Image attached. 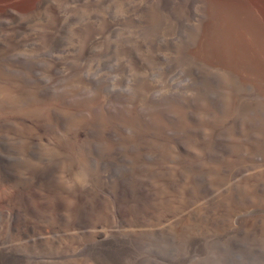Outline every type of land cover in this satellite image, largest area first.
<instances>
[{
	"label": "rangeland",
	"instance_id": "374dc122",
	"mask_svg": "<svg viewBox=\"0 0 264 264\" xmlns=\"http://www.w3.org/2000/svg\"><path fill=\"white\" fill-rule=\"evenodd\" d=\"M41 1L28 19L12 9L11 17L0 21V165L6 163L21 177L69 162L71 156L91 155L106 208L92 219L97 228L79 230L80 203L67 219H59L55 197L43 202L35 194L47 197V192L37 188L27 195L36 215L31 217L34 232L20 235L12 220L23 189L18 180L0 176L3 250L17 264H100L93 256L94 233L100 231L110 264H264V90L190 56L201 1ZM60 174L75 189L83 181L70 168ZM126 176L136 178L133 188L142 181L153 195L148 215L142 209L125 218L114 213L111 192L104 187L118 190Z\"/></svg>",
	"mask_w": 264,
	"mask_h": 264
},
{
	"label": "bare ground",
	"instance_id": "6f19581e",
	"mask_svg": "<svg viewBox=\"0 0 264 264\" xmlns=\"http://www.w3.org/2000/svg\"><path fill=\"white\" fill-rule=\"evenodd\" d=\"M55 1V0H54ZM53 1V2H54ZM75 1V0H74ZM99 1V0H97ZM113 1V0H111ZM146 1V0H145ZM169 3L170 0H159V2L163 3ZM175 1V0H174ZM185 1V0H184ZM197 1V0H196ZM201 4L203 5V13L201 15V21L199 23V28L196 33V38L194 41V46L192 47V51L190 53V56H192L194 59L198 61V63H203L205 66H211L215 68H218L219 70L225 71L233 76L234 79H237L244 85H248L250 87L256 88H262L264 90V0H200ZM51 2V1H50ZM56 2V1H55ZM86 2V1H85ZM104 2V1H103ZM116 2V1H115ZM143 2V1H141ZM147 2V1H146ZM156 2H158L156 0ZM178 2V1H177ZM76 3V1H75ZM89 3V2H88ZM95 3V2H94ZM98 3V2H97ZM182 3V2H181ZM200 3V2H198ZM42 4L41 0H0V21L4 20L6 18L11 17L12 9L18 10V13H24L22 16H34L36 15V12H34L36 9L38 10ZM51 4V3H50ZM54 4V3H53ZM58 4V2H57ZM60 4V3H59ZM79 4V3H78ZM143 4V3H142ZM154 4V3H153ZM159 4V3H158ZM176 5V2L174 3ZM179 4V3H178ZM177 4V5H178ZM86 5V3H85ZM107 5V4H106ZM172 5V3L170 4ZM184 5V4H183ZM82 6V5H81ZM131 6V5H130ZM161 6V5H160ZM166 6V5H165ZM200 6V4H199ZM48 7V6H47ZM50 7V6H49ZM75 7V6H74ZM172 7V6H171ZM59 8V6H58ZM61 8V7H60ZM87 8V7H86ZM46 9V7H45ZM51 9V8H49ZM56 9V8H55ZM54 9V10H55ZM84 9V8H83ZM101 9V8H100ZM155 9V8H153ZM173 9V8H172ZM202 9V8H200ZM48 10V9H47ZM61 10V9H60ZM67 10V9H65ZM97 10V9H96ZM117 10V9H116ZM39 11V10H38ZM53 11V10H52ZM57 11V10H56ZM87 11V10H85ZM101 11V10H100ZM17 13V11H14ZM34 12V13H33ZM61 12V11H60ZM65 12V11H63ZM134 12V11H133ZM157 12V11H156ZM18 13L16 15H18ZM19 13V14H20ZM40 13V12H39ZM83 13V12H82ZM102 13V12H101ZM116 13V11H115ZM175 13V12H174ZM28 14V15H26ZM56 14V13H55ZM89 14V13H88ZM131 14V12H130ZM21 15V14H20ZM64 15V14H62ZM75 15V14H74ZM86 15V14H85ZM191 15V14H190ZM40 17V15H38ZM52 16V15H51ZM61 16V15H59ZM76 16V15H75ZM113 16V15H112ZM13 17V16H12ZM20 17V16H18ZM64 17V16H63ZM78 17V16H77ZM104 17V16H102ZM116 17V16H115ZM129 17V16H128ZM142 17V16H141ZM169 17V16H168ZM25 18V17H24ZM38 18V17H37ZM66 18V17H65ZM117 18V17H116ZM199 18V17H198ZM18 19V18H17ZM26 19V18H25ZM24 19V20H25ZM28 19V17H27ZM43 19V18H42ZM92 19V18H91ZM105 19V18H104ZM133 19V18H132ZM131 19V20H132ZM23 20V19H22ZM17 21V20H16ZM19 21V20H18ZM21 21V19H20ZM58 21V20H57ZM71 21V20H70ZM92 21V20H91ZM115 21V20H114ZM127 21V20H125ZM133 21V20H132ZM5 22V21H4ZM8 22V21H7ZM12 22V21H11ZM38 22V21H37ZM83 22V21H82ZM121 22V21H120ZM198 22V21H197ZM2 23V22H1ZM30 23V22H29ZM93 23V22H92ZM189 23V22H188ZM15 24V23H14ZM86 24V23H85ZM3 25V24H2ZM22 25V23H21ZM24 25V24H23ZM26 25V24H25ZM194 25V24H193ZM192 25V26H193ZM18 26V25H17ZM77 26V25H76ZM8 26L7 28H9ZM31 27V26H30ZM72 27V26H71ZM198 27V26H197ZM25 28V27H24ZM69 28V27H68ZM87 28V27H86ZM196 28V27H195ZM1 29V28H0ZM3 29V28H2ZM18 29V28H15ZM64 29V28H63ZM74 29V28H73ZM79 29V28H78ZM34 30V29H32ZM193 30V29H192ZM21 32V31H20ZM191 31H189L190 33ZM3 33V32H2ZM1 34V31H0ZM3 35V34H2ZM21 35V34H20ZM26 35V34H25ZM32 35V34H31ZM29 36V34H28ZM38 36V35H37ZM78 37V36H77ZM191 37V36H190ZM49 42V41H48ZM58 42V40H57ZM56 42V44H57ZM174 42V41H173ZM159 43V42H158ZM48 44V43H47ZM191 44V43H190ZM173 45V44H172ZM192 45V44H191ZM56 46V45H55ZM174 47V46H173ZM24 48V47H23ZM29 48V47H28ZM176 48V46H175ZM49 51V50H48ZM126 55V54H125ZM108 63V62H107ZM194 63V62H193ZM202 64V65H203ZM206 70V69H205ZM213 70V71H214ZM222 73V72H221ZM242 85V84H241ZM250 89V88H247ZM261 91V90H260ZM241 93V92H240ZM243 93V92H242ZM264 93V92H263ZM248 94V93H247ZM246 95V94H245ZM257 96V95H256ZM261 96V95H259ZM263 97V96H262ZM264 98V97H263ZM260 99V98H259ZM114 108V107H113ZM54 114V113H53ZM58 116V115H57ZM57 120V119H56ZM55 124V123H54ZM64 127V126H63ZM57 128V127H56ZM58 131V130H57ZM59 132V131H58ZM58 134V133H57ZM14 136V135H13ZM110 136V135H109ZM3 137V136H2ZM38 137V136H37ZM40 137V136H39ZM42 137V136H41ZM54 137V136H53ZM32 138V137H31ZM112 138V137H111ZM18 139V138H17ZM42 140V139H41ZM43 141V140H42ZM24 142V141H23ZM34 142V141H33ZM32 144V143H31ZM23 145V144H22ZM33 146V145H32ZM41 148V147H40ZM25 149V148H24ZM23 149V151H24ZM135 149V148H134ZM16 150V149H15ZM32 150V148H31ZM35 150V149H34ZM120 150V149H119ZM42 151V150H41ZM55 151V150H54ZM57 151V150H56ZM101 151V150H100ZM31 152V151H30ZM34 152V151H33ZM43 152V151H42ZM46 152V151H44ZM43 154H46L44 153ZM39 153V152H38ZM59 153V152H58ZM31 154V153H30ZM56 154V153H55ZM89 154V153H88ZM120 154V153H119ZM34 155V154H33ZM62 155V154H61ZM72 155V154H71ZM107 155V154H106ZM111 155V153H110ZM121 155V154H120ZM35 156V155H34ZM76 156V155H75ZM37 157H43V156H37ZM52 157V156H51ZM60 157V156H59ZM125 157V156H124ZM170 157V156H169ZM32 158V157H31ZM66 158V157H64ZM101 158V157H100ZM141 158V157H140ZM171 158V157H170ZM27 159V158H26ZM37 159V158H36ZM44 159V157L42 158ZM45 160V159H44ZM95 160L97 162V159H94L91 155H88L85 158L81 157H68L67 161L69 162H59L56 165L39 169L35 174L31 175H24L21 177L17 175L15 170L11 169L6 163L3 165H0V176H5L10 179L18 180L21 184V188L23 189V194L18 198L19 199V206L14 211V219L12 222V228L16 233H19L20 235H27L29 234L33 229L31 227V222L33 221V218L36 216L35 212L30 206L27 204L28 194L34 193L37 191V188H41L42 190L47 192V197L42 195H37L43 202H46V199L49 196H54L55 202L54 206L56 208V211L58 210V215L60 216L59 219H67L66 217L70 216V211L74 207V204H76V201L80 203L81 205V212H80V220L78 223H75L77 228H80L79 230L83 229L86 230L88 228H97L96 226H93L92 224L95 222L94 217L102 212L106 205L103 201V196H101L99 193H97V190L101 188L100 183H97L98 175L95 172ZM101 160V159H100ZM15 161V160H14ZM25 161V160H24ZM43 161V160H42ZM66 161V160H65ZM105 162L108 163V160L105 159ZM123 162V161H122ZM3 163V162H2ZM13 163V162H12ZM24 163V162H23ZM26 163V162H25ZM32 163V162H31ZM51 163V162H50ZM130 163V162H129ZM52 164V163H51ZM50 164V165H51ZM64 164H67L64 166ZM19 165V164H18ZM25 165V164H24ZM206 165V164H205ZM42 166V165H41ZM46 166V165H44ZM144 166V165H143ZM155 166V165H153ZM15 167V166H14ZM70 168V170H73V173L76 174V177L79 180H83L80 184H78L77 189L74 187V182L70 181L67 177H63V175L60 174V171L63 169ZM199 167V166H198ZM28 168V167H27ZM30 168V167H29ZM108 168V167H107ZM131 168V167H130ZM143 168V167H142ZM172 168V167H171ZM16 169V168H15ZM35 169V168H34ZM36 169L37 166H36ZM35 169V170H36ZM122 169V168H121ZM169 169V168H168ZM202 169V168H201ZM204 169V167H203ZM225 169V168H224ZM250 169V168H249ZM17 170V169H16ZM150 170V168L148 169ZM29 171V170H28ZM31 171V170H30ZM123 171V170H122ZM128 171V169H127ZM131 171V170H130ZM129 171V173H130ZM158 171V170H157ZM169 170H167L168 172ZM172 171V170H171ZM175 171V170H173ZM222 171V170H221ZM226 171V170H224ZM229 171V170H227ZM226 171V172H227ZM19 172V171H18ZM34 172V171H33ZM65 172V171H64ZM165 172V171H163ZM239 172V171H238ZM123 173V172H122ZM141 173V172H140ZM176 174V172H173ZM203 173V172H202ZM205 173V172H204ZM204 173L201 175L199 174V178L203 181L204 179ZM208 173V172H207ZM236 173V171H235ZM242 173V171H241ZM240 173V174H241ZM22 174V173H21ZM24 174V173H23ZM127 174V172H126ZM136 174V173H135ZM157 173L155 172V175ZM160 174V173H159ZM162 174V173H161ZM167 174V173H166ZM164 174V175H166ZM174 174V176H175ZM134 175V174H133ZM163 175V174H162ZM163 175V176H164ZM198 175V174H197ZM201 175V176H200ZM254 175V174H253ZM132 177V175H130ZM140 176V175H139ZM159 176V175H158ZM121 177V176H120ZM131 177L126 176L122 177L118 181L119 188L118 190H112V187L109 185H105V189H107V192H111V196L113 198V209L114 213L121 218L128 217V215H131L135 211H140L142 209V212H145L147 215L150 212L152 201H153V195L146 192L143 182L137 180L139 183L136 188H133L132 186L134 183L136 184V178L135 180L131 179ZM135 177V176H134ZM137 177V176H136ZM150 177V176H149ZM153 177V176H152ZM183 177V175H182ZM181 177V178H182ZM164 178V177H163ZM167 178V177H166ZM171 177L169 176V179ZM173 178V177H172ZM233 178V177H232ZM236 178V177H235ZM259 178V177H257ZM9 179V180H10ZM110 179V178H109ZM143 179V178H142ZM141 179V180H142ZM188 179V178H187ZM198 179V178H197ZM231 179V178H230ZM4 180V179H3ZM117 180V179H116ZM146 180V179H143ZM148 180H151L150 178ZM156 180V179H155ZM180 179H178L179 181ZM183 180V179H182ZM2 181V180H1ZM152 181V180H151ZM203 181V182H204ZM263 181V180H262ZM9 182V181H8ZM80 182V181H79ZM110 182V181H109ZM133 182V184H132ZM146 182V181H145ZM158 182V181H157ZM156 182V184H158ZM182 182V181H181ZM14 183V180H13ZM16 183V182H15ZM115 183V182H114ZM183 183V182H182ZM200 183V182H199ZM206 183V182H205ZM160 184V183H159ZM158 184V186H159ZM219 184V183H218ZM217 184V185H218ZM230 184V183H229ZM155 185V184H153ZM185 185V184H184ZM227 185V184H226ZM262 183H259L257 188L262 186ZM73 187L74 191L73 193H70L68 190L70 187ZM103 186V185H102ZM117 186V185H116ZM164 186V185H163ZM228 186V185H227ZM153 187V186H152ZM155 187V186H154ZM174 190L177 189L175 186ZM181 187V185H180ZM158 188V187H157ZM185 188V187H182ZM187 188V186H186ZM201 188V187H200ZM162 189V188H161ZM189 189V188H188ZM191 189V187H190ZM189 189V190H190ZM203 189V188H202ZM232 189V188H231ZM263 189V188H261ZM102 190V189H101ZM100 190V191H101ZM179 190V188H178ZM182 190V189H181ZM233 190V189H232ZM22 191V190H21ZM67 191V192H65ZM95 194L92 196V194ZM154 191V190H153ZM167 191V190H166ZM184 191V189H183ZM192 192V190H190ZM206 193H208L210 196L214 197L215 192L210 188L206 187L204 189ZM217 191V190H216ZM222 191V190H221ZM240 191V190H239ZM245 191V190H243ZM264 191V190H263ZM64 192V193H63ZM105 192V191H103ZM162 192V190H161ZM164 192V190H163ZM162 192V193H163ZM168 192V191H167ZM177 192V190H176ZM220 192V191H219ZM246 192V191H245ZM249 192V191H248ZM154 193V192H153ZM156 193V192H155ZM165 193V192H164ZM170 193V192H168ZM183 193V192H182ZM205 193V194H206ZM218 193V192H217ZM216 193V194H217ZM243 193V192H242ZM241 193V194H242ZM254 193V192H253ZM158 194V193H157ZM161 194V193H160ZM158 194V195H160ZM173 194V192H172ZM171 194V195H172ZM176 194V193H175ZM244 194V193H243ZM28 195V196H27ZM59 195V196H58ZM61 195V196H60ZM104 195V194H103ZM107 196L108 194L105 193ZM165 196V194H163ZM167 195V194H166ZM178 195V193H177ZM236 198L239 197L238 191L234 194ZM244 195H247L246 193ZM249 195V194H248ZM161 194V197H164ZM174 196V194H173ZM184 196V195H182ZM232 196V195H231ZM109 197V196H107ZM171 197V196H170ZM190 197V196H189ZM188 197V198H189ZM157 198V197H156ZM177 198V197H176ZM219 198V197H218ZM107 200V198H105ZM162 199V198H161ZM180 199V198H179ZM216 199V198H215ZM231 199V198H230ZM48 200V199H47ZM105 200V201H106ZM160 199L156 200L157 203ZM163 200V199H162ZM166 200V199H165ZM177 200V199H176ZM187 200V199H186ZM168 201V200H166ZM172 201V200H171ZM170 201V202H171ZM183 203V200H181ZM181 201H179L181 203ZM192 201V200H191ZM204 201V200H203ZM240 201V200H239ZM238 201V202H239ZM155 202V201H154ZM168 202V203H170ZM175 202V200H174ZM185 202V201H184ZM190 202V201H189ZM195 202V201H193ZM192 202V203H193ZM236 201V203H238ZM244 202V201H243ZM42 203V202H41ZM51 203V202H50ZM153 203V204H157ZM160 203V202H159ZM168 203L166 206H168ZM173 203V201H172ZM210 203V202H209ZM224 203V202H223ZM258 204V202H255ZM44 204V203H42ZM49 204V203H48ZM161 204V203H160ZM163 204V203H162ZM191 204V203H190ZM199 204V202H198ZM197 204V205H198ZM213 204V202H212ZM250 204V203H249ZM52 205V204H51ZM111 205V204H110ZM109 205V206H110ZM164 205V204H163ZM176 205V204H175ZM183 206V204H181ZM200 205V204H199ZM224 205V204H223ZM228 205V203H227ZM226 205V206H227ZM245 205V204H244ZM49 206V205H48ZM108 206V205H107ZM157 205L154 206V209ZM161 206V205H160ZM165 206V207H166ZM178 206V205H176ZM252 207V205H250ZM112 207V206H111ZM153 207V206H152ZM159 207V206H157ZM163 207V206H162ZM179 207V206H178ZM194 207V206H193ZM192 207V208H193ZM237 207V206H236ZM108 208V207H107ZM201 208V206H200ZM222 208V207H220ZM244 208V207H243ZM255 208V207H254ZM264 208V207H263ZM157 209V208H156ZM175 210V207H173ZM180 209V208H179ZM235 209V208H233ZM163 210V209H162ZM172 210V209H171ZM173 210V212H174ZM189 210V209H188ZM187 210V211H188ZM108 212L107 210H105ZM159 211V209H158ZM166 211H170L166 208ZM178 211V210H177ZM186 211V212H187ZM200 211V210H199ZM202 211V210H201ZM211 211V210H210ZM238 211V210H237ZM246 211V210H245ZM249 211V210H248ZM263 211V210H262ZM1 212V211H0ZM111 213V211H109ZM153 212V211H152ZM163 212V211H162ZM179 212V211H178ZM205 212V211H204ZM239 212V211H238ZM259 212V211H258ZM72 213V212H71ZM104 213V212H103ZM113 213V215H114ZM155 213V212H154ZM167 213V212H166ZM172 213V212H170ZM184 213V212H183ZM195 214V212H193ZM242 213V212H241ZM248 213V212H247ZM144 214V213H142ZM158 214V213H157ZM109 215V216H113ZM136 215H138L136 213ZM156 215V214H155ZM181 215V214H180ZM249 215V214H248ZM256 215V214H255ZM41 216V215H40ZM57 216V214H56ZM143 216V215H141ZM150 216H153L150 215ZM186 216V215H185ZM193 216V215H192ZM202 216V215H201ZM245 216V215H244ZM8 217V216H7ZM101 217V216H100ZM130 217V216H129ZM149 217V216H148ZM155 217V216H154ZM184 217V216H183ZM248 217V216H247ZM263 217V216H262ZM35 218V217H34ZM42 218V217H41ZM58 218V217H57ZM71 218V217H70ZM69 218V219H70ZM97 218V216L95 217ZM111 218V217H110ZM119 218V217H118ZM131 218V217H130ZM135 218V217H134ZM180 218V217H179ZM189 218V219H188ZM192 217H186L187 223L190 222ZM195 218V217H194ZM242 218V217H241ZM253 218V217H252ZM32 219V220H31ZM43 219V218H42ZM46 219V218H45ZM103 219V218H102ZM106 219V217L104 218ZM120 219V218H119ZM133 219V215L132 218ZM140 221V217H137ZM203 219V218H202ZM245 219V218H244ZM70 219L69 221H71ZM110 220V219H109ZM108 220V221H109ZM114 220V219H113ZM129 220V219H127ZM146 221L148 219H145ZM256 220V219H255ZM50 221V219H49ZM66 221V220H65ZM132 221V220H131ZM145 221V222H146ZM153 221V220H152ZM220 221V220H219ZM222 221V220H221ZM261 221V220H260ZM5 222V221H3ZM43 222V221H42ZM47 222V221H46ZM61 222V220H60ZM59 222V223H60ZM93 222V223H92ZM97 222V221H96ZM102 222V221H100ZM107 222V221H104ZM103 222V223H104ZM125 222V221H124ZM130 222V221H129ZM53 223H55L53 221ZM68 223V222H67ZM71 223V222H70ZM113 223V222H112ZM128 223V222H127ZM134 223V222H133ZM138 223V222H137ZM141 223V222H140ZM143 223V222H142ZM149 223V222H148ZM198 223V222H197ZM237 223V222H236ZM4 224V223H3ZM69 224V223H68ZM72 224V223H71ZM95 224V223H94ZM98 224V223H96ZM136 224V223H135ZM207 224V223H206ZM54 225V224H53ZM60 225V224H59ZM59 225H57L59 227ZM100 225V223H99ZM122 225V223H121ZM120 225V226H121ZM126 225V224H124ZM128 225V224H127ZM134 225V224H133ZM239 225V224H238ZM246 225V224H245ZM3 226V225H2ZM35 226V224H34ZM56 226V225H55ZM64 226H68L65 225ZM63 226V227H64ZM71 226V225H70ZM139 226V225H135ZM147 225H145L146 227ZM55 228V227H54ZM59 228H62L61 226ZM65 228V227H64ZM126 228V227H123ZM144 228V227H142ZM147 228V227H146ZM145 228V229H146ZM150 227H148L149 229ZM180 228V227H179ZM185 228V227H184ZM69 229V228H68ZM90 229V231H91ZM130 229V228H129ZM140 229V228H139ZM151 229V228H150ZM59 230V229H58ZM71 230V229H70ZM133 230V229H132ZM141 230V229H140ZM237 230V229H236ZM35 231L38 232L36 229ZM41 231V230H40ZM67 231V229H66ZM69 231V230H68ZM75 231V230H73ZM127 231V229H126ZM149 231V230H148ZM195 231V230H194ZM34 232V231H32ZM62 232V231H61ZM65 232V231H64ZM72 232V231H71ZM36 233V232H35ZM93 233V232H92ZM91 233V234H92ZM123 233V231H122ZM140 233V232H139ZM189 233V231H188ZM71 234V233H69ZM73 234V233H72ZM76 234V233H75ZM82 234V233H81ZM133 234V233H132ZM138 235V233H136ZM12 235V234H11ZM34 235V234H32ZM31 235V236H32ZM61 235V234H60ZM88 235V232H87ZM178 235V234H177ZM28 236V235H27ZM37 238H39L41 235H35ZM91 236V235H90ZM105 236V237H104ZM118 236V235H117ZM139 236V235H138ZM148 236V235H147ZM51 237V236H50ZM59 237V236H58ZM122 237V236H121ZM124 237V236H123ZM26 238V237H25ZM44 238V237H43ZM76 238V237H75ZM106 238V235H102V233L95 232L94 233V239L98 241L96 244L97 246L94 249L93 256L96 257L95 261H97L100 264H110L113 262L111 260L110 263H107V256L108 253L106 252V248L108 247V243L103 240ZM120 238V237H119ZM230 238V237H229ZM11 239V238H10ZM21 240V239H19ZM24 240V239H23ZM35 239L33 238V241ZM47 240V239H46ZM51 240V239H50ZM207 240V239H206ZM11 241V240H10ZM27 241V240H26ZM41 241V239H40ZM53 241V240H52ZM57 241V240H56ZM156 241V238H155ZM202 241V240H201ZM231 241V240H230ZM29 242V241H28ZM44 242V241H43ZM114 242V241H113ZM135 242V241H134ZM198 242V240H197ZM207 242V241H206ZM210 242V241H209ZM20 243V242H19ZM25 243V242H24ZM42 243V241H41ZM61 243V242H60ZM118 243V242H117ZM191 243V242H190ZM2 244V245H1ZM0 244V258L3 262V264H17V261L15 260V256H12L10 253L5 252L3 250L5 246L3 243ZM17 244V243H16ZM22 244V243H21ZM184 244V243H183ZM207 244V243H206ZM24 245V244H23ZM35 245V244H34ZM48 245V244H47ZM51 245V244H50ZM56 245V244H55ZM117 245V244H116ZM9 245H7L8 247ZM19 246V245H18ZM26 246V245H25ZM20 247V246H19ZM179 247V245H178ZM184 247V245H183ZM198 247V246H197ZM39 248V247H38ZM43 248V247H42ZM41 248V249H42ZM58 248V246H57ZM61 248V247H60ZM120 248V247H119ZM47 249V248H46ZM50 249L53 250V248L50 247ZM108 249V248H107ZM9 250V248H8ZM60 250V249H59ZM13 251V250H12ZM26 251V250H25ZM28 251V250H27ZM44 251V249H43ZM113 251V250H112ZM30 252V251H29ZM89 252V250H88ZM26 253V252H25ZM48 253V252H47ZM143 253V252H142ZM31 254V253H30ZM40 254V253H38ZM45 254V253H44ZM133 254V253H132ZM22 255V254H20ZM48 255V254H47ZM56 255V254H55ZM69 255V254H68ZM73 255V254H72ZM86 255V254H85ZM25 256V255H24ZM32 256V255H31ZM46 256V255H45ZM44 256V257H45ZM144 256V255H143ZM17 257V256H16ZM47 257V256H46ZM53 257V256H52ZM109 257V256H108ZM111 257V255H110ZM20 258V257H19ZM28 258V257H27ZM38 258V257H37ZM71 258V257H70ZM114 258V257H113ZM45 259V258H44ZM52 259V258H51ZM145 259V258H144ZM20 260V259H19ZM55 260V259H54ZM57 260V259H56ZM67 260V259H66ZM79 260V259H78ZM143 260V259H142ZM147 261V259H146ZM143 262V261H142ZM63 263V262H62ZM61 263V264H62ZM75 263V262H74ZM78 263V262H77ZM19 264V263H18ZM81 264V263H79Z\"/></svg>",
	"mask_w": 264,
	"mask_h": 264
}]
</instances>
